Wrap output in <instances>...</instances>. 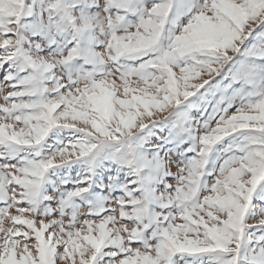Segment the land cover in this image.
Wrapping results in <instances>:
<instances>
[{"label": "snow or ice", "instance_id": "1", "mask_svg": "<svg viewBox=\"0 0 264 264\" xmlns=\"http://www.w3.org/2000/svg\"><path fill=\"white\" fill-rule=\"evenodd\" d=\"M0 264H264V0H0Z\"/></svg>", "mask_w": 264, "mask_h": 264}]
</instances>
